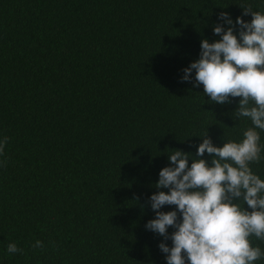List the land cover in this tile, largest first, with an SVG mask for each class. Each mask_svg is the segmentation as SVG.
Instances as JSON below:
<instances>
[{
	"label": "trees",
	"instance_id": "trees-1",
	"mask_svg": "<svg viewBox=\"0 0 264 264\" xmlns=\"http://www.w3.org/2000/svg\"><path fill=\"white\" fill-rule=\"evenodd\" d=\"M241 5L264 13V0H0V264H167L172 240L145 227L169 191L159 172L176 150L210 164L196 157L206 134L222 147L253 126L239 97L211 101L195 70L182 81L232 26L222 12L251 21Z\"/></svg>",
	"mask_w": 264,
	"mask_h": 264
},
{
	"label": "clouds",
	"instance_id": "clouds-1",
	"mask_svg": "<svg viewBox=\"0 0 264 264\" xmlns=\"http://www.w3.org/2000/svg\"><path fill=\"white\" fill-rule=\"evenodd\" d=\"M243 15L251 14L250 22L237 17L235 25L227 12L218 19L232 25L227 30L221 24L214 27L220 40L201 41L198 60L183 69L182 81H191L195 70L194 87L203 85L210 100L225 104L239 97L236 115L251 120L252 127L243 131L239 142L229 140L215 146L206 134L197 148L196 157L207 152L205 159H192L189 153L176 150L169 156L171 166L159 172L157 189L150 204L155 219L146 229L172 240V247L161 242L160 250L167 254V264H254L264 256L250 237L264 240V180L255 174L250 163L261 160L260 135L264 130V13L241 5ZM239 25V38L234 34ZM8 138L0 141L3 154ZM243 200L247 208L235 201ZM172 211H160L165 206ZM250 209V210H249ZM178 213L180 219H178ZM175 229L169 235L168 228ZM35 248H43L37 240ZM9 254L22 252L15 243L7 246Z\"/></svg>",
	"mask_w": 264,
	"mask_h": 264
}]
</instances>
